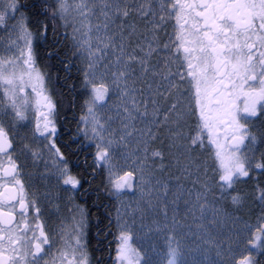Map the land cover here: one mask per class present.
<instances>
[{"label":"snow or ice","instance_id":"snow-or-ice-1","mask_svg":"<svg viewBox=\"0 0 264 264\" xmlns=\"http://www.w3.org/2000/svg\"><path fill=\"white\" fill-rule=\"evenodd\" d=\"M51 15L61 20L71 55L83 63L89 98L81 117L82 132L95 143L94 161L108 172L110 194L121 200V193L134 183L139 191L134 208L116 213L117 264H154L149 250L141 251V241L150 240L153 232L163 233L168 245L164 264H184L181 248L188 233L179 218L181 203L184 220L191 216L196 222L197 239L216 250L219 259L212 264H259L256 255L264 253V217L254 230L244 225L251 234L243 248L239 234L235 247L228 243L225 248L211 226L221 215L217 198L240 205L243 195L234 191L236 186L253 170L264 172V153L256 158L257 135L252 130L257 118L264 121V0H56ZM9 19L14 21L11 25ZM3 29H10L16 39L0 55V113L23 121L34 105L39 114L35 132L61 161L59 180L76 189L81 181L63 163L56 146V104L19 0H9L0 9ZM47 30L43 25L42 34ZM105 112L110 114L104 117ZM190 119L195 129L186 136ZM161 129L167 134V147L181 150L176 163L185 157L183 174L195 171L192 188L145 177L149 152L164 168L163 151L151 147L161 138ZM133 141L136 147L128 151ZM121 148L125 161L131 158L136 165L138 180L133 171L119 174L116 152ZM205 148L213 160L211 183L206 162L198 164L193 156ZM14 155L0 121V264H90L84 209L77 208L70 232L61 230L53 255V239L35 200L25 194ZM257 191L264 203V188L257 186ZM150 213L162 219L146 224ZM138 222L139 231H134Z\"/></svg>","mask_w":264,"mask_h":264},{"label":"rangeland","instance_id":"rangeland-1","mask_svg":"<svg viewBox=\"0 0 264 264\" xmlns=\"http://www.w3.org/2000/svg\"><path fill=\"white\" fill-rule=\"evenodd\" d=\"M9 0H0V9L6 8ZM10 20V19H9ZM8 20V21H9ZM170 33V27H169ZM13 39H16V34L11 32L10 29H6L5 32H0V54H6L7 46L11 43ZM161 39H166L165 36H162ZM2 41V42H1ZM19 43H23L19 41ZM3 45V47H1ZM83 68V63H82ZM110 99L114 103H118L116 100V96L114 93H110ZM32 106L26 112L27 119L23 121H16L13 119L11 114L4 115V119L13 125L12 131L16 134L19 133L17 131V127H25L27 129V134H20L19 136H15L17 139L16 142L20 143L19 147H44V142L37 138L38 136L34 134L36 119L31 112ZM109 112H105L103 114L104 117L109 115ZM195 125L193 120H189L188 124L184 128L185 135H190L194 132ZM160 139H163L164 143L160 142ZM157 141L152 142L151 147L153 149L161 150L164 153L163 164L164 168L161 170L160 158H153L149 152V159L145 162V177L149 178L153 181L156 179H160L162 181L168 182L170 185H175L177 183L183 184L185 189L193 187V181L196 179L195 171L192 172L191 175L185 176L183 174V164L186 162L185 157L180 156V164L176 163V158L179 156V152L181 150L177 149H169L167 147L168 137L165 133V130L161 129V138ZM136 147L135 141H133L129 145L128 151L133 150ZM256 148V158L259 153L263 150L262 148ZM125 151L124 149H117L116 158L119 161L117 165L119 174H123V171H133L134 177L136 180L139 179L140 173L136 170V165L132 163V159L128 158L127 161L121 156V152ZM211 153L207 150H202L197 153H193V156L196 158V163L203 164L206 162L209 172H208V182L211 183V167L213 165L212 156L208 158ZM139 155V153H137ZM140 163V160H137V164ZM43 176V175H42ZM178 178V179H177ZM201 179H204L203 175H201ZM31 188H36V194L40 193L41 198L37 199L44 208L51 207L52 211H54L57 215L63 214L64 225L73 224V216L76 213L77 208L84 209L79 203L75 202L71 199H63L62 192L59 193L61 189H63L64 184L59 180L58 175L52 173L46 179H34L30 183ZM257 186L259 188H264V173L260 170H253L251 178L248 180V183H239L235 192H239L243 195V202L240 205H233L230 199H219L216 200V205L221 209V215L218 218V222L216 225L211 226L212 234L217 237V239L224 244V247L227 248L228 243H232L235 247L237 243V234H239L238 243L241 248L244 247L245 242L249 238L251 231L249 228H245V224L251 227V230H254L256 225L260 222L261 218L264 217V203L258 199V191ZM198 187V185H197ZM217 197L219 194H216ZM227 196V194H225ZM121 200L116 201V211L114 213V222L116 225V213L118 209L122 210V214L124 210L130 211V207L134 208L137 204V200L139 197V191L134 183V186L131 190L125 189L123 193H121ZM209 199H212V195H209ZM169 215L172 214V206L169 205L168 208ZM179 218L181 222L185 225L183 231L188 233L185 241L182 243L181 251L183 253L184 264H212L213 261L218 260L219 258L216 255V250L211 248L210 246L203 243V241L198 240V230L196 228V222L193 220L191 216L184 220L185 213V205L181 203L179 205ZM72 215V218L69 217ZM125 219H129L128 216L124 217ZM162 219L160 216H153V214H149V217L145 219L146 224H151L152 219ZM87 228V227H86ZM118 231V229H117ZM134 231H139V222L134 226ZM142 235V233H140ZM151 239H143L141 244L143 247L141 251L143 252L145 249L149 250V255L151 256L154 264H164L166 260V254L168 245L166 243L165 237L163 233H155L151 234ZM151 246V247H150ZM250 247V246H249ZM251 251L255 252L253 249Z\"/></svg>","mask_w":264,"mask_h":264},{"label":"flooded vegetation","instance_id":"flooded-vegetation-1","mask_svg":"<svg viewBox=\"0 0 264 264\" xmlns=\"http://www.w3.org/2000/svg\"><path fill=\"white\" fill-rule=\"evenodd\" d=\"M20 6V3H19ZM22 13L28 21V13L27 10L29 7L25 5V2L21 5ZM19 16L17 15V20ZM5 31V30H0ZM2 42V41H1ZM3 47V45H1ZM3 55V54H0ZM74 81H64V80H52L47 79V88L55 101L56 104V112L55 119L59 117L61 119L60 127L57 125V135L55 138L56 146L60 149V152L63 154L64 161L66 163L71 174L76 176H81L80 186L76 189H72L69 185H64L63 189L59 191L62 192L63 199H71L77 203H83L87 201V199L91 196L90 187L93 181L96 178H99L101 170L98 168L94 170L93 168V154L90 152L89 147H81L78 146L79 143V132L77 129L78 121L80 120L79 115L83 113L81 110L80 114H77L76 108V98L74 97L72 101L68 98L69 87L72 92H74ZM70 84V86H68ZM57 98V101H56ZM67 101V104H64V101ZM32 106L31 112L34 114V117L37 121L39 118L38 112L34 111ZM86 108V107H85ZM62 109L65 110L63 114ZM58 111L60 114H58ZM75 116L74 121L71 124H68V120ZM0 121H2L6 131L9 133V137L12 140L13 148L15 150L14 159L17 161L20 168V176L19 178L22 180L25 194L27 195L29 200H35V206L39 207V217L41 222L44 224L45 231L48 232L50 238L53 239L54 247H53V255L56 253V248L59 247L60 240V232L62 229H66L70 232L73 224L64 225L63 214L57 215L54 211H52L51 207L44 208L43 205L37 201V199L41 198V194L37 192L36 188H31L30 183L34 179H43L50 176L52 173L57 174V165L61 163L57 159V157L49 151L48 141L41 137L38 133L34 131V134L37 135L40 140L44 142V147H19L20 143L16 142L17 139L15 136H19L20 134H27V129L25 127L18 126L17 131L20 133H15L12 131L14 128L12 124L8 123L2 113H0ZM253 132L257 135V144L255 147L262 148L264 150V136H261V133L264 132V121L259 120L257 118V122L252 125ZM71 145H77L76 147H71ZM35 153V155H33ZM264 153V152H263ZM43 175V176H42ZM98 199V197H97ZM33 213L29 212V222L31 223V217ZM72 218V215H69ZM105 247L102 250V262L101 264H109L110 261V241L108 233L105 234V238L98 241ZM86 243H87V251L90 258V264H93V257L89 247V234L86 230Z\"/></svg>","mask_w":264,"mask_h":264},{"label":"trees","instance_id":"trees-1","mask_svg":"<svg viewBox=\"0 0 264 264\" xmlns=\"http://www.w3.org/2000/svg\"><path fill=\"white\" fill-rule=\"evenodd\" d=\"M19 2H25L28 8V26L33 33V45L35 50L39 54V64L41 68L51 76H57L60 80L74 81V92L69 87L68 99L76 98L77 114L84 109L85 101L89 98V90L84 87L83 74L78 66L79 59L73 57L70 52L69 39H66L63 35L64 28L61 20L51 15V11L56 8V0H19ZM50 6V7H49ZM47 25V34H42V26ZM71 67V69H68ZM79 70V71H78ZM70 86V84L68 85ZM67 104V101H64ZM65 112L62 109L63 114ZM75 116L67 122L72 125ZM77 145H71L76 147ZM78 146L91 147L90 150L93 153V168L97 170L100 168L101 173L99 178H96L91 187V196L85 202L87 211V220L89 224V247L93 257L94 264H101L102 262V250L105 247L101 245V239L105 238V234L108 233L110 243V261L109 264H117L115 260L116 246H117V229L114 223V213L116 211V196L110 194L113 190L106 180V174L104 173V167H97L94 157L96 152L95 143L90 139H86L84 136L79 140ZM204 150H208L205 148ZM210 153V151H209ZM205 154H208L206 152ZM209 155V154H208ZM208 158H211L209 155ZM81 179V176L76 175ZM98 197V199H97ZM255 252L257 250L253 249ZM256 259L259 264H264V253H258Z\"/></svg>","mask_w":264,"mask_h":264}]
</instances>
